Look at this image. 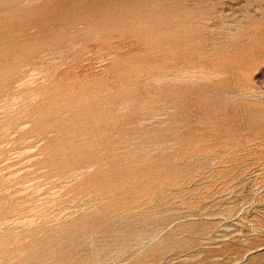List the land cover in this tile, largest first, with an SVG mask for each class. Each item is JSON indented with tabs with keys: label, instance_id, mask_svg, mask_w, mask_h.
I'll return each instance as SVG.
<instances>
[{
	"label": "rangeland",
	"instance_id": "374dc122",
	"mask_svg": "<svg viewBox=\"0 0 264 264\" xmlns=\"http://www.w3.org/2000/svg\"><path fill=\"white\" fill-rule=\"evenodd\" d=\"M0 264H264V0H0Z\"/></svg>",
	"mask_w": 264,
	"mask_h": 264
}]
</instances>
